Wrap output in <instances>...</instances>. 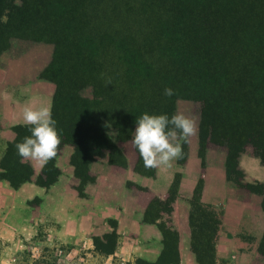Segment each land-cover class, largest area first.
I'll use <instances>...</instances> for the list:
<instances>
[{"label":"trees","instance_id":"trees-1","mask_svg":"<svg viewBox=\"0 0 264 264\" xmlns=\"http://www.w3.org/2000/svg\"><path fill=\"white\" fill-rule=\"evenodd\" d=\"M14 39L53 45L41 77L55 84L51 113L61 135L59 149L64 144L74 148L71 163L80 193L81 185L93 180L89 163L103 150L110 163H127L109 127L136 121L145 112L171 117L181 98L205 102L210 135L226 141V178L260 195L264 213V182H244L238 167L248 144L264 165V0H0V52ZM87 86L92 99L78 93ZM166 87L174 95L164 96ZM29 127H13L15 139L0 160V179L12 187L31 175L15 147L30 135ZM186 156L183 145L178 163ZM135 169L154 175L139 154ZM58 173L50 160L36 181L47 187ZM179 181L176 173L167 198L150 201L145 221L171 213ZM202 185L199 179L190 200V246L198 264H219V213L201 202ZM108 223L112 230L92 237L105 255L113 253L117 239L115 221ZM158 225L164 243L160 256L155 262L138 259L141 264L179 263L178 233L166 221ZM109 239L112 247L99 249Z\"/></svg>","mask_w":264,"mask_h":264},{"label":"crops","instance_id":"crops-1","mask_svg":"<svg viewBox=\"0 0 264 264\" xmlns=\"http://www.w3.org/2000/svg\"><path fill=\"white\" fill-rule=\"evenodd\" d=\"M23 45L18 51L10 47L0 52V153L3 155L8 143L15 139L13 127L25 125L23 107L49 103L52 107L55 92V84L41 77L51 60L52 45L42 42ZM123 151L127 161L124 167L109 162L108 150L95 156L88 165V174L93 180L81 185V193L78 190L80 179L71 163L72 145L64 144L58 150L54 165L59 173L47 187L36 181L42 169L35 162L22 159L31 168L28 180L12 187L8 180L0 179V186L10 194L12 203L10 217L0 236L13 240L16 235H22L24 239H31L38 228L43 227L58 241L90 247L92 237L104 234L108 227L112 230L106 222L114 220L117 239L110 256L120 254L155 262L164 248L158 224L166 221L178 233L177 264H198L190 246L189 213L194 188L202 179L200 200L214 207L220 218L216 261L224 264L233 256L226 249L222 250L229 240L247 242L242 235L261 239L264 231L261 197L242 191L226 178V150H208L202 156L199 143L189 140L183 164L175 160L170 168H154L152 176L135 169L138 159L135 148ZM244 157L243 152L238 157L243 181L264 182V165L255 156L248 163ZM176 173H180V181L171 213L161 212L155 222L145 221L150 201L167 198Z\"/></svg>","mask_w":264,"mask_h":264},{"label":"rangeland","instance_id":"rangeland-1","mask_svg":"<svg viewBox=\"0 0 264 264\" xmlns=\"http://www.w3.org/2000/svg\"><path fill=\"white\" fill-rule=\"evenodd\" d=\"M27 42L30 43V41L23 43V40L14 39L11 41V49L18 51ZM78 93L83 98H93L91 86L82 88ZM177 112H184L186 115L195 118L197 134L190 137L188 141L198 142L200 152L226 150V141L224 139H214L210 135V125L205 102L181 98L176 99L174 114ZM135 127L136 121H130L117 128L109 127L108 134L122 150L130 151L134 148L132 136ZM188 141L183 143V145L187 146ZM243 154L245 162L248 163L250 160H253L252 156H254V152L251 145L245 146ZM232 183L236 186L234 182ZM240 189L244 192H249L244 188ZM11 204L10 194L0 186V232L10 217ZM106 223L110 226L108 222ZM110 230L108 227L106 232ZM242 236L247 242L240 243L238 240H229V244L223 246L222 250L226 249L233 254L230 259L224 261V264H264V240H256V238L247 235ZM22 237V235H16L12 240L4 239L0 236V264H141V261L134 256L120 254L110 256L98 252L94 245L88 247L82 244L75 245L58 241L52 238L51 234L43 227H39L31 239H24ZM99 247V249L101 247L111 248L112 241L109 239L107 246L99 245ZM222 250L220 249L219 252H222Z\"/></svg>","mask_w":264,"mask_h":264},{"label":"clouds","instance_id":"clouds-1","mask_svg":"<svg viewBox=\"0 0 264 264\" xmlns=\"http://www.w3.org/2000/svg\"><path fill=\"white\" fill-rule=\"evenodd\" d=\"M163 94L171 97L174 90L166 87ZM22 117L24 124L31 127L30 135L15 145L18 155L24 161L35 162L42 169L55 159L61 144L57 121L52 118L51 104L38 107L26 104L22 109ZM196 134L195 118L184 112H177L171 117L145 112L136 119L132 144L145 168H170L173 161L183 158V143ZM0 158H3L2 153Z\"/></svg>","mask_w":264,"mask_h":264}]
</instances>
